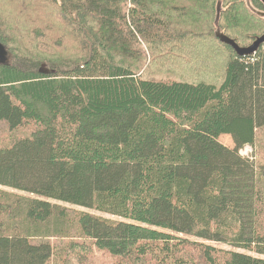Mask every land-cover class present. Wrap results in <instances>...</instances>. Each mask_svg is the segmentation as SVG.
Here are the masks:
<instances>
[{
    "label": "trees",
    "instance_id": "16d2710c",
    "mask_svg": "<svg viewBox=\"0 0 264 264\" xmlns=\"http://www.w3.org/2000/svg\"><path fill=\"white\" fill-rule=\"evenodd\" d=\"M34 1L73 42L9 57L0 26V264H264V162L241 154L264 127V45L214 35L218 2L241 47L264 19L245 0ZM179 65L191 80H169Z\"/></svg>",
    "mask_w": 264,
    "mask_h": 264
},
{
    "label": "rangeland",
    "instance_id": "374dc122",
    "mask_svg": "<svg viewBox=\"0 0 264 264\" xmlns=\"http://www.w3.org/2000/svg\"><path fill=\"white\" fill-rule=\"evenodd\" d=\"M33 3H36V1L26 0L23 3H20L18 2V0L16 1L7 0L5 2H0V26L2 28V31H6L5 37L7 38V42L5 43V45L8 47L6 48L8 50L9 57L12 54L16 52H20L22 50L32 54L34 53L40 54L42 51H53V50L56 51L58 47L66 48L71 42H73L72 40L73 35L71 32L72 30L67 25L65 26L61 22V20H59L53 14V13L56 14L55 11L51 13L48 12L49 10H46L47 15L45 19L41 18L42 15H37L38 17L28 16L27 13H32V10L38 9V7L32 5ZM126 6L129 7V4H126ZM16 12L25 14V16H23L17 21L12 20L11 17ZM40 12L41 10L39 9V13ZM27 30H29V32H27ZM32 31L37 32V35H32L31 34ZM137 49L146 52V55H143L144 57H146L144 58L146 62L144 61L143 56H141L138 59L137 58L134 59V61H143L142 67L143 68L148 67V63L151 57H149L146 47L142 45H138ZM213 50L215 49L213 48ZM66 52L67 53L65 55L70 56V53L68 51ZM167 59H168L167 57L164 58L166 65L168 64ZM215 63L217 64L216 60ZM179 66L181 70H179L174 76L173 75L170 76L168 74V71H166L165 66H163L165 72H163L160 75H164L167 72V77L168 75L170 76L169 80H176L175 78H179V77L183 79L191 80L192 77L190 75V72H188L190 68L184 65H179ZM172 68L173 67H167V69H172ZM217 72L219 73V70H217ZM209 75L210 73L205 74V77L208 78ZM15 137H16L15 133L9 134L6 131L0 129V145L7 144ZM218 141L226 147L233 148V144L229 136H221L218 138ZM245 153H247L249 157L252 155V159L253 160L256 159L255 163H257V161L258 163L264 162V127H262L257 132V139L255 144L252 147H247L242 151V155L245 156ZM216 246L228 250V247L226 246H222V245H216Z\"/></svg>",
    "mask_w": 264,
    "mask_h": 264
},
{
    "label": "water",
    "instance_id": "95a60500",
    "mask_svg": "<svg viewBox=\"0 0 264 264\" xmlns=\"http://www.w3.org/2000/svg\"><path fill=\"white\" fill-rule=\"evenodd\" d=\"M258 1L264 7V0H258ZM245 4L252 14L256 15L257 17L261 19H264V10L259 11V10L254 9L251 6L249 0H245ZM221 11H222L221 2H218L216 6V15H215V21H214V27H215L214 35L218 39V41L230 47L238 57H250V56L255 55L258 52V50L262 47V45H264V34L260 36H255L252 39V42L250 43V45L246 47L239 46L234 40L230 39L229 37L224 35L223 32H221L220 27H219ZM0 55H1L0 58L4 57L5 55L4 48L1 45H0Z\"/></svg>",
    "mask_w": 264,
    "mask_h": 264
},
{
    "label": "built area",
    "instance_id": "2783aa9c",
    "mask_svg": "<svg viewBox=\"0 0 264 264\" xmlns=\"http://www.w3.org/2000/svg\"><path fill=\"white\" fill-rule=\"evenodd\" d=\"M241 154H242V152H241ZM247 155V153H245V156Z\"/></svg>",
    "mask_w": 264,
    "mask_h": 264
}]
</instances>
